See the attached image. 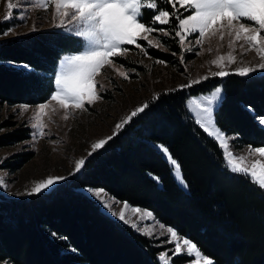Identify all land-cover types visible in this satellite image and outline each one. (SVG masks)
<instances>
[{
	"label": "trees",
	"instance_id": "trees-1",
	"mask_svg": "<svg viewBox=\"0 0 264 264\" xmlns=\"http://www.w3.org/2000/svg\"><path fill=\"white\" fill-rule=\"evenodd\" d=\"M78 46L77 38L56 27L0 39V107L48 100L58 59ZM149 53L170 59L154 49ZM22 63L32 71L20 68ZM216 85L222 89L213 111L217 126L235 137L237 147L264 146V126L257 123L264 118V74L209 77L185 90L162 92L92 153L78 173L49 192L0 196V259L12 264H158L161 249L104 214L81 191L90 187L150 210L196 243L214 264H264V190L227 169L218 142L185 107L189 93ZM10 122L4 126H13ZM28 138V127L11 129L0 136V147ZM156 143L166 146L180 164L185 190ZM171 260L183 264L189 258Z\"/></svg>",
	"mask_w": 264,
	"mask_h": 264
},
{
	"label": "snow or ice",
	"instance_id": "snow-or-ice-1",
	"mask_svg": "<svg viewBox=\"0 0 264 264\" xmlns=\"http://www.w3.org/2000/svg\"><path fill=\"white\" fill-rule=\"evenodd\" d=\"M31 2L33 7L42 8L45 11H48L51 6L53 8L52 20H59L55 26L63 28L65 32L79 38V49L64 55L60 59L58 68L54 73V79L49 80L48 100L35 106L37 111L28 121L31 129L34 130L32 132L33 140L37 136L47 135L45 132L46 125L41 118L47 114L46 109H49L52 102H55L59 109L65 111L63 117L65 120L69 118L67 113L70 109L87 111L85 105H92L97 100L102 99L97 89L96 77L101 74L104 66H112L114 64L113 58L126 56L131 51L127 46H135L141 53L148 55V47L160 46L158 36L155 37L157 44L149 39L153 33L170 36L174 41L178 37V43L182 49L186 38L193 34H197L194 42L201 48L206 39L218 37L220 41H223L227 36L228 46L234 51V45L242 41L239 45L241 55H245L248 51H254L259 62L254 66L237 67L234 74L240 77H249L258 70L264 71V0H31ZM23 3L24 0H16V3H13V0H7L9 11L4 16V21L14 18V13L11 10ZM169 4L172 6L171 8L167 7ZM177 5L184 11L181 12ZM146 13H150L148 19H145ZM184 13L189 14L185 15ZM20 19H25V16L21 15ZM157 25L168 27H157ZM33 30L35 29L33 28ZM0 34L8 37L15 33L13 28H8ZM138 41H145L146 44L138 43ZM211 50V48L208 49L209 52ZM173 54L175 55V53ZM225 60L229 64L236 62L231 51L226 56H218L211 63L221 70L211 72V76L224 78L233 74L224 70L223 62ZM156 62L165 63V61ZM180 62H184L183 55H181ZM19 67L26 72L32 71L31 66L26 63L20 64ZM116 70L118 71V69ZM120 75L127 78L123 72H120ZM207 79L209 76L205 75L190 80L187 84L179 87L180 89L190 88ZM37 82L40 83L39 77H37ZM99 87L103 88L104 86L101 84ZM221 91V88H216L207 96L191 97L187 101L188 111L194 114L195 123L208 136L213 137L218 142L228 170L244 176L253 185L264 190V146L253 147L249 145V154L256 156L257 159L248 162L246 157L236 154L235 147L231 143L235 137L228 136L216 124L213 109L221 100ZM193 105L195 108L192 107ZM29 107L27 104L20 105L19 111L26 112ZM148 107L149 104L144 103L135 108L129 116L116 124V130L121 129L123 125L129 123L133 117ZM55 110L52 109V111ZM246 110L252 111L250 108ZM257 123L264 126V118L258 119ZM115 134L116 131L113 135ZM112 138V136H108L96 141L92 145L93 152L104 147ZM155 147L169 165L170 171L176 176L178 182L186 186L181 173V166L171 155L169 149L164 145H156ZM88 155H92V153L90 152ZM84 164V158L77 160L75 171L79 172ZM64 179L66 177L48 176L34 182V187L27 194L38 195ZM154 179L159 180L158 177H154ZM5 186V179L0 177V187ZM88 192L113 216L142 235L149 238L165 237L161 243L174 244L173 248L167 250L173 256H187L189 258L188 264H214L211 258L202 253L196 243L183 237L172 226H166L155 221L160 230L157 234L154 231V226L145 223L149 220H155L151 211L131 206L128 202H121L113 198L114 203L124 204V208L117 213L112 211V204L102 197V194L107 195L104 189H88ZM129 208L133 215L139 214L137 220L133 221L126 218L125 210ZM53 235L56 234L53 233ZM72 250L75 251V249ZM167 251L158 254V264H170L171 257L167 255ZM0 264H12V262L11 260L0 259Z\"/></svg>",
	"mask_w": 264,
	"mask_h": 264
},
{
	"label": "rangeland",
	"instance_id": "rangeland-1",
	"mask_svg": "<svg viewBox=\"0 0 264 264\" xmlns=\"http://www.w3.org/2000/svg\"><path fill=\"white\" fill-rule=\"evenodd\" d=\"M13 3H16V0H13ZM167 7L171 8L172 6L169 4ZM177 8H179L181 12L184 11L179 5H177ZM8 11L7 0H0V25H3L0 26V33L8 28H13L15 33L10 34L8 37L32 31L33 28L48 29L56 27L55 24L59 23V20H52L53 8L51 6L48 11H45L42 8L33 7L31 0H24L22 5L11 10L14 13V18L4 21V16ZM184 14L187 15L189 13ZM21 15H24L25 19L21 20ZM149 16L150 13H146L145 19H148ZM157 27L167 28L168 26L157 25ZM56 28L61 32L69 34L65 32L63 28ZM196 35L197 34L188 36L182 49L181 45L178 43V37L174 41L170 36H164L162 33H153L150 35L149 39H152L153 43L157 44L155 37L158 36L160 46L148 47V55L141 53L135 46H127L131 51H129L126 56L113 58L114 64L112 66H104L101 70V74L96 77L98 81L97 89L102 99L97 100L92 105H85L87 111L70 109L67 113L69 117L67 120L63 119L65 111L59 109L58 105L52 102L49 109H46L47 114L41 118L46 125L45 132L47 135L43 137L37 136L35 140H33L32 137V132L34 130L31 129L28 121L37 111L35 106L38 104L29 105L30 107L26 112L19 111V106L23 104L13 106L3 105L0 107V136L5 135L11 129H18L21 127L29 128L28 139L17 142L16 144L0 147V161H2L0 162V177L4 178L6 181V186L0 187V196L6 198H25L30 196L27 193L34 187V182L45 179L48 176H63L68 178L75 175L78 173L75 171V162L81 158L85 160L88 159L90 157L88 154L90 152L94 153L92 145L100 139L113 136L114 131H118L116 130V124L129 116L135 108L142 106L144 103H149L162 92L185 90L180 89L179 86L187 84L190 80L205 75L213 77L210 75L211 72L221 70L211 63V61L218 56H226L230 51L235 56V63L229 64L227 60L223 62L224 70L229 73H234L237 67L245 65L254 66L259 62L254 51H248L245 55H241L239 45L242 41L234 45V51L228 46L227 36H225L223 41H220L218 37L210 40L206 39L201 48V46H197L194 42ZM8 37H4L0 34V39ZM77 40L79 43V38H77ZM138 43L146 44L145 41H138ZM189 48L193 50H187ZM209 48L212 49L211 52L208 51ZM78 49L79 46L76 50ZM150 49L170 55L169 61L151 56L149 53ZM71 52L74 51L65 52L60 56L55 71L58 68L60 59ZM173 53H175V55ZM181 55H183V63L180 62ZM156 61H165V63H157ZM116 69H118V71ZM120 72L125 73L127 78L121 76ZM262 74H264V71L258 70L251 75ZM101 84L104 86L103 88L99 87ZM216 88H221V86L216 85L208 90L196 91L187 95L185 107L194 121V114L188 111L187 101L194 96H207ZM217 105L218 103L214 106L213 111L216 109ZM192 107L195 108V105ZM14 109H16V111H14ZM52 109L56 110L52 111ZM6 120L11 121L10 123H12L13 126L5 127L3 122ZM231 143L234 145L233 141H231ZM156 145L162 144L156 143ZM234 147L236 154L246 157L248 162L257 159L256 156L249 154L248 146L237 147L234 145ZM21 158H25V160L21 161ZM173 177L177 185L185 190L186 186L179 183L174 174ZM64 180L42 193L49 192ZM88 189L101 188L85 187L82 188L81 191L94 199L99 204L104 214L123 223L117 217L113 216L108 209H105L102 204L88 192ZM102 197L112 204V211L118 213L124 208L123 203H114L113 197L108 193L107 195L102 194ZM128 204L131 205L130 203ZM139 208L146 209L142 207ZM125 214L126 218L133 221L137 220L139 215H133L130 208L125 210ZM155 221L159 220L155 217V220H149L145 223L154 226V231L158 234L160 230L158 225L155 224ZM127 226L130 227L129 225ZM134 231L137 232L136 230ZM149 239L154 242L156 247L161 249L160 252L167 251L174 247V244L161 243L165 237L157 236V238ZM167 255L171 258L173 257L170 251H167ZM188 261L183 264H188ZM170 264H173L172 260Z\"/></svg>",
	"mask_w": 264,
	"mask_h": 264
},
{
	"label": "water",
	"instance_id": "water-1",
	"mask_svg": "<svg viewBox=\"0 0 264 264\" xmlns=\"http://www.w3.org/2000/svg\"><path fill=\"white\" fill-rule=\"evenodd\" d=\"M85 162H86V160H85ZM83 167H84V166H83ZM83 167H82V168H83Z\"/></svg>",
	"mask_w": 264,
	"mask_h": 264
}]
</instances>
